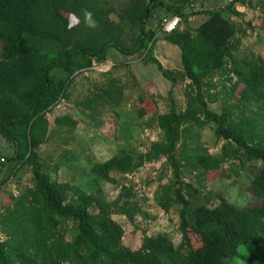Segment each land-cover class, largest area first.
<instances>
[{"label": "trees", "instance_id": "16d2710c", "mask_svg": "<svg viewBox=\"0 0 264 264\" xmlns=\"http://www.w3.org/2000/svg\"><path fill=\"white\" fill-rule=\"evenodd\" d=\"M190 1L0 0V136L13 146L6 159L14 163L13 173L28 166L32 174V186L0 212V264H264V59L239 55L238 40L233 43L237 30L225 13L239 15L233 6L245 0L232 1L226 9L186 14ZM66 6L77 25L71 26L63 14ZM160 9H165L166 17L179 16L186 27L181 30L179 24L172 33L157 37L160 22L157 31L147 22ZM113 13L116 23L110 19ZM197 14L206 19L189 28L188 20ZM124 25L138 31L128 46L122 40ZM159 39L180 51L181 72L175 77L188 81L190 89L180 111L173 99L176 78L152 56ZM109 48L130 59L141 56L153 62L172 84L168 112L156 110L147 122L160 131L147 151L122 150L89 165V173L118 186L113 201L100 189L86 192L71 182L52 180L38 154L48 139L47 113L66 97L78 74L106 61ZM220 96L233 103L224 99L218 114L209 109L208 101ZM97 98L102 107L114 111L122 104V91L104 90ZM55 123L75 126L69 116L56 118ZM207 125L213 127L215 139L224 142L221 152L214 156L200 152L180 162L176 157L180 127L187 131ZM162 159L171 178L158 185L153 197L164 213L176 209L181 242L175 246L167 235L144 234L140 246L133 248L124 243L125 230L112 215L132 222L140 213L138 197L110 175H128ZM252 161L261 166L249 164ZM216 162L226 163L225 171L232 175L249 174L247 190L256 204L238 205L184 181L182 169L188 167L206 184ZM63 165L56 164L53 170ZM3 184L0 181V187ZM212 200L218 204L209 205ZM242 246L263 247V253L246 255Z\"/></svg>", "mask_w": 264, "mask_h": 264}, {"label": "rangeland", "instance_id": "374dc122", "mask_svg": "<svg viewBox=\"0 0 264 264\" xmlns=\"http://www.w3.org/2000/svg\"><path fill=\"white\" fill-rule=\"evenodd\" d=\"M232 1L235 0H191L185 5L184 13L226 9ZM262 2L264 0L237 2L233 9L239 15L228 10L225 13L236 27L237 33L233 43L238 40L237 53L241 56L250 57V54H253L264 59ZM62 12L68 17L71 26L78 24L70 7H63ZM157 12L158 15L151 17L147 22L148 28L156 31L159 30V17L166 14L165 9ZM110 19L113 23L118 22L115 13L110 14ZM205 19V15L197 14L191 16L187 23L189 28L195 29ZM179 27L182 30L186 25L181 21ZM122 34V40L128 46L138 31L136 27L124 25ZM162 34L160 31L157 37L160 38ZM152 56L172 76L175 77L176 73L181 72L180 51L176 46L159 39L153 44ZM140 57L130 59L116 49L109 48L106 61L94 64L92 68L78 74L71 83L66 97L47 113L48 139L47 143L40 146L38 154L44 170L50 174L52 180L71 182L86 192L94 193L100 189L103 197L113 201L119 190L118 186L89 173V165L92 162H103L122 150L133 154L145 152L160 138L159 129L153 125H147V122L153 118L152 112L156 110L157 114L168 112L170 105L167 94L172 84L162 76L153 62ZM176 80L177 83L172 88L173 99L176 110L180 111L185 108L186 94L190 89L188 81L182 82L177 78ZM110 89L122 91V104L114 111H110L108 106L102 107L100 100L96 99L97 93ZM140 98H143L144 102L139 103ZM226 98L220 96L218 99L209 100V109L218 114L221 113ZM89 99L93 103H89ZM227 103L230 104L233 101L228 99ZM62 116H69L71 121L75 122V126L72 127L69 123L58 126L55 119ZM185 128L187 127L182 126L179 130L180 138L176 157L180 162H185L186 159L193 158L200 152H207L212 156L221 152L224 142L215 139L212 126L183 131ZM12 153V144L0 136V164H3L0 181H4L0 187V212L12 198L19 197L25 189L32 186V174L28 166L19 167L13 173L14 163L6 160ZM72 156L76 157L74 161H71ZM59 163L64 164L63 167L54 171V166ZM72 163H76L77 166ZM214 164L208 172L206 184L199 182L194 171L188 167H183L182 177L185 182L195 186L200 184L204 193L208 191L219 193L232 203L238 205L257 203V199L253 198L247 190L250 181L248 173L243 172L238 177L225 171L228 168L226 163ZM249 164L261 166L260 161H252ZM82 168L88 170H82ZM110 177L119 184L131 188L138 197L140 213L133 218L132 222L123 215H112L125 230L124 243L138 248L144 234L147 236L164 234L175 246H178L181 235L176 209L164 213L153 197L158 185L166 183L171 178V171L166 161L162 159L146 163L134 173L128 175L112 173ZM216 204L218 200H212L209 205ZM0 238H3L1 232ZM192 240L195 244L199 243L195 236H192ZM240 251L243 254L258 257L263 247L242 246Z\"/></svg>", "mask_w": 264, "mask_h": 264}, {"label": "built area", "instance_id": "2783aa9c", "mask_svg": "<svg viewBox=\"0 0 264 264\" xmlns=\"http://www.w3.org/2000/svg\"><path fill=\"white\" fill-rule=\"evenodd\" d=\"M179 24H180L179 16L177 15L171 17L164 16L160 21V31L163 34H170L174 30H176Z\"/></svg>", "mask_w": 264, "mask_h": 264}]
</instances>
